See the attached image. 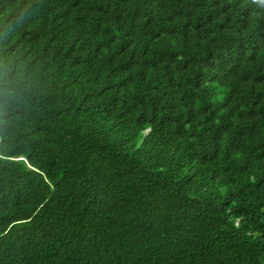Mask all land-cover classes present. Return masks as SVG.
I'll return each instance as SVG.
<instances>
[{"label": "trees", "instance_id": "trees-1", "mask_svg": "<svg viewBox=\"0 0 264 264\" xmlns=\"http://www.w3.org/2000/svg\"><path fill=\"white\" fill-rule=\"evenodd\" d=\"M0 264H264V0H0Z\"/></svg>", "mask_w": 264, "mask_h": 264}]
</instances>
